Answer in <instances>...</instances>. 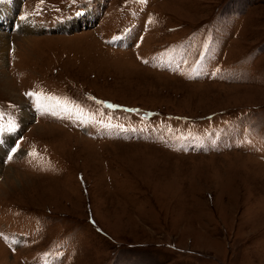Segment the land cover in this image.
Wrapping results in <instances>:
<instances>
[{
    "label": "rangeland",
    "instance_id": "rangeland-1",
    "mask_svg": "<svg viewBox=\"0 0 264 264\" xmlns=\"http://www.w3.org/2000/svg\"><path fill=\"white\" fill-rule=\"evenodd\" d=\"M13 7L0 264H264V0Z\"/></svg>",
    "mask_w": 264,
    "mask_h": 264
},
{
    "label": "bare ground",
    "instance_id": "bare-ground-1",
    "mask_svg": "<svg viewBox=\"0 0 264 264\" xmlns=\"http://www.w3.org/2000/svg\"><path fill=\"white\" fill-rule=\"evenodd\" d=\"M13 6L14 0H7L2 5H0V30H4L0 31V35H5V31L7 30V28H10L12 24H16L18 28L21 27L22 32H33L35 29L32 24L33 22H31L29 19H21L20 17L16 16ZM16 17L17 21H15ZM5 38L6 35L4 37H0V60L4 57V49L8 47L6 42H4ZM22 115L23 117L28 118L31 114L23 110Z\"/></svg>",
    "mask_w": 264,
    "mask_h": 264
},
{
    "label": "snow or ice",
    "instance_id": "snow-or-ice-1",
    "mask_svg": "<svg viewBox=\"0 0 264 264\" xmlns=\"http://www.w3.org/2000/svg\"><path fill=\"white\" fill-rule=\"evenodd\" d=\"M41 2H42V0H41ZM26 17H21V19H25ZM27 95H30V96H37V97H39V95H41V94H37V93H28ZM45 99H47V97H45ZM57 102L58 103H60V101H59V99L57 100ZM61 106L65 109V110H68V105H67V103H63V104H61ZM113 107H115V106H113ZM11 127H13V125H9V128H11Z\"/></svg>",
    "mask_w": 264,
    "mask_h": 264
}]
</instances>
